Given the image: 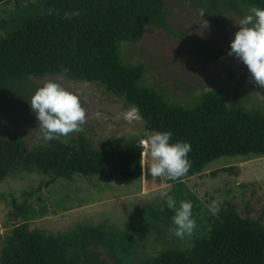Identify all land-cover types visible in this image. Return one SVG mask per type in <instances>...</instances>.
<instances>
[{
	"label": "trees",
	"instance_id": "16d2710c",
	"mask_svg": "<svg viewBox=\"0 0 264 264\" xmlns=\"http://www.w3.org/2000/svg\"><path fill=\"white\" fill-rule=\"evenodd\" d=\"M225 3L264 7V0ZM146 25L169 29L164 0H28L17 5L11 18L0 22L6 27L0 33V104L11 87L25 86L31 77L65 73L73 80L98 83L121 98L124 108L134 107L144 123V139L154 131L170 130V141L187 140L191 164L184 175L201 171L221 155H264V111L244 108L237 91L229 102L212 89L183 101L164 88L140 84L146 66L125 59L122 46L140 40ZM142 151L137 139L93 147L80 136L75 141L61 136L29 147L8 134L0 138V181L36 172L51 179L96 174L122 183L143 174ZM231 169L223 166L211 174ZM180 178H166L175 184L166 194L186 197ZM33 192L23 190L25 203L14 205L11 216L21 206L23 221L3 238L1 264H104L92 245L107 247L115 264H122L117 252H127L131 232L145 219L136 206L124 230L103 221L50 233L29 224L40 214L27 210L26 198ZM218 204L206 236L193 238L188 248H167L139 264H264V207L251 216L230 201ZM147 212L160 217V208L150 206Z\"/></svg>",
	"mask_w": 264,
	"mask_h": 264
},
{
	"label": "rangeland",
	"instance_id": "374dc122",
	"mask_svg": "<svg viewBox=\"0 0 264 264\" xmlns=\"http://www.w3.org/2000/svg\"><path fill=\"white\" fill-rule=\"evenodd\" d=\"M26 1L0 2V22L8 21L17 5ZM220 1L218 4L216 0H164L169 29L146 25L140 40L123 44L122 55L145 64L140 84L164 88L175 98L188 101L212 89L229 102L237 91L244 108L264 111V83L254 81L246 66L227 54L228 42L238 27L236 23L248 8L241 4L231 7L226 0ZM203 20L207 21L206 27ZM4 29L0 27V33ZM45 80H55L75 93L86 112L87 118L79 129L63 138L75 141L80 136L93 147L103 141L113 145L134 139L143 145L144 123L134 107L124 108L121 98L98 83L73 80L65 73L31 77L25 86L11 87L0 104V138L14 134L29 147L41 141L38 122L27 101ZM150 160L142 151L143 174L122 183L107 182L96 174L78 173L55 179L36 172L5 177L0 181V249L9 229L23 221L22 211L17 219L11 213L15 203H25L22 191L31 188L34 192L26 198L27 210L40 214L30 218L29 224L50 233L65 231L78 223L94 225L103 221L124 230L131 221V212L138 206L145 219L131 236L127 235L130 236L127 252H117L122 264H139L167 248H188L193 238L206 236L214 215L207 207L212 200L230 201L251 216H257L264 207V155L218 156L201 171L181 176L180 187L186 195L182 199L192 201L196 227L190 237H177L170 231L173 210L165 205L161 195L175 184L164 176H152ZM228 165L231 170L211 174ZM173 197L177 202L181 200ZM150 206L160 208V217L148 215ZM90 248L98 252L104 264H115V256L107 247Z\"/></svg>",
	"mask_w": 264,
	"mask_h": 264
},
{
	"label": "clouds",
	"instance_id": "9594fccd",
	"mask_svg": "<svg viewBox=\"0 0 264 264\" xmlns=\"http://www.w3.org/2000/svg\"><path fill=\"white\" fill-rule=\"evenodd\" d=\"M203 13V9L199 10L201 17ZM203 21L206 27L207 21ZM236 24L238 27L228 42L227 54L238 58L254 81L264 83V7L249 6ZM27 102L38 122L40 138L44 142L78 130L87 118L79 97L55 80L43 81ZM171 136L170 130H159L152 132L143 141L144 153L151 158L149 172L154 177L164 176L174 180L184 175L190 167V143L187 140L170 141ZM161 195L165 205L173 210L170 231L180 238L190 237L196 227L192 201L181 199L177 202L170 194ZM207 207L213 214L219 211L216 200H212Z\"/></svg>",
	"mask_w": 264,
	"mask_h": 264
},
{
	"label": "water",
	"instance_id": "95a60500",
	"mask_svg": "<svg viewBox=\"0 0 264 264\" xmlns=\"http://www.w3.org/2000/svg\"><path fill=\"white\" fill-rule=\"evenodd\" d=\"M144 151V150H143ZM22 211V207L19 206V209L16 213L13 214V219H17L18 218V214Z\"/></svg>",
	"mask_w": 264,
	"mask_h": 264
},
{
	"label": "built area",
	"instance_id": "2783aa9c",
	"mask_svg": "<svg viewBox=\"0 0 264 264\" xmlns=\"http://www.w3.org/2000/svg\"><path fill=\"white\" fill-rule=\"evenodd\" d=\"M144 141V140H143Z\"/></svg>",
	"mask_w": 264,
	"mask_h": 264
}]
</instances>
